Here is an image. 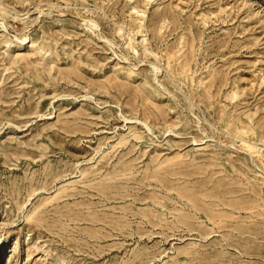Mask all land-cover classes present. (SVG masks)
I'll use <instances>...</instances> for the list:
<instances>
[{
  "label": "rangeland",
  "instance_id": "374dc122",
  "mask_svg": "<svg viewBox=\"0 0 264 264\" xmlns=\"http://www.w3.org/2000/svg\"><path fill=\"white\" fill-rule=\"evenodd\" d=\"M0 264H264V0H0Z\"/></svg>",
  "mask_w": 264,
  "mask_h": 264
},
{
  "label": "bare ground",
  "instance_id": "6f19581e",
  "mask_svg": "<svg viewBox=\"0 0 264 264\" xmlns=\"http://www.w3.org/2000/svg\"><path fill=\"white\" fill-rule=\"evenodd\" d=\"M9 259V258H8ZM8 262V261H7Z\"/></svg>",
  "mask_w": 264,
  "mask_h": 264
}]
</instances>
